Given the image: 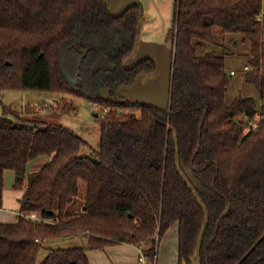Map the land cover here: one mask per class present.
Instances as JSON below:
<instances>
[{
  "label": "trees",
  "instance_id": "trees-1",
  "mask_svg": "<svg viewBox=\"0 0 264 264\" xmlns=\"http://www.w3.org/2000/svg\"><path fill=\"white\" fill-rule=\"evenodd\" d=\"M142 18L141 2L113 15L104 0H0V206L6 171L23 190L18 221L0 225V264H89L88 251L123 243L153 259L175 224L178 264H264V0L173 1L166 109L118 94L157 68L151 58L126 65ZM215 28L249 44L244 79L257 99L226 102L224 58L203 50ZM8 90L106 110L95 158L70 129L36 119V107L2 105ZM41 157L50 160L27 175ZM80 182L85 201L71 211Z\"/></svg>",
  "mask_w": 264,
  "mask_h": 264
},
{
  "label": "crops",
  "instance_id": "crops-1",
  "mask_svg": "<svg viewBox=\"0 0 264 264\" xmlns=\"http://www.w3.org/2000/svg\"><path fill=\"white\" fill-rule=\"evenodd\" d=\"M174 0H104L113 15H118L128 6L141 2L143 18L133 56L127 66H132L144 58L155 61L157 68L153 74L140 76L128 87L119 88L120 97L131 103H140L166 109L170 96V75L172 64V43L167 33L172 25ZM232 72V71H231ZM230 72V73H231ZM45 106V105H44ZM48 107V105L46 106ZM96 115V114H95ZM50 159L41 157L29 162L26 174L37 172ZM12 171L4 174V188L0 206V225L18 221L23 190L14 188L15 176ZM81 238L61 241L62 247H74ZM89 264H136L138 248L131 244H115L103 249L87 252ZM156 264H178V226H171L157 247Z\"/></svg>",
  "mask_w": 264,
  "mask_h": 264
},
{
  "label": "rangeland",
  "instance_id": "rangeland-1",
  "mask_svg": "<svg viewBox=\"0 0 264 264\" xmlns=\"http://www.w3.org/2000/svg\"><path fill=\"white\" fill-rule=\"evenodd\" d=\"M214 36L216 43L214 45L208 44L203 50L206 52L213 51L214 54L224 58L225 68L230 76V83L225 95L226 102L229 104L236 98L250 97L257 99L259 97L258 92L244 79V67L248 65L250 58L249 44L246 41L232 42L230 39L233 36L227 34L223 37L218 28L214 29ZM237 37H240V35ZM86 60L89 59L86 57ZM230 71L233 74H230ZM1 95L2 105L10 106L12 110L18 112L17 114H22L26 107H36L35 109L38 110L36 115L38 118L36 119L49 124L61 125L85 139L89 144V148L83 149L81 155L95 158L94 154L99 150L100 116L105 114L106 110L94 108L90 102L70 95L17 90L3 91ZM44 105H48V107ZM122 112H129V110L123 109ZM1 115L2 106L0 105ZM85 194V185L80 182L79 193L75 203L70 207L71 211L81 209L85 201ZM81 243V241H78V244ZM45 255L44 251L40 253L39 262L45 258ZM193 262L199 264L196 257L193 258Z\"/></svg>",
  "mask_w": 264,
  "mask_h": 264
},
{
  "label": "built area",
  "instance_id": "built-area-1",
  "mask_svg": "<svg viewBox=\"0 0 264 264\" xmlns=\"http://www.w3.org/2000/svg\"><path fill=\"white\" fill-rule=\"evenodd\" d=\"M231 74H233V72H231ZM93 107L99 108L98 105L95 103L93 104ZM247 126L253 129L255 128V124L251 121H247ZM29 217L36 219L35 215L33 214L30 215ZM137 248H138V258H137L136 264H156V257H154L153 259H149L143 254L142 249L140 247H137Z\"/></svg>",
  "mask_w": 264,
  "mask_h": 264
},
{
  "label": "water",
  "instance_id": "water-1",
  "mask_svg": "<svg viewBox=\"0 0 264 264\" xmlns=\"http://www.w3.org/2000/svg\"><path fill=\"white\" fill-rule=\"evenodd\" d=\"M181 166H182L183 172L186 175V177L188 178V180L191 183L195 184V180H194V177H193L192 173L190 171H188L187 169H185L184 166H183V164Z\"/></svg>",
  "mask_w": 264,
  "mask_h": 264
}]
</instances>
